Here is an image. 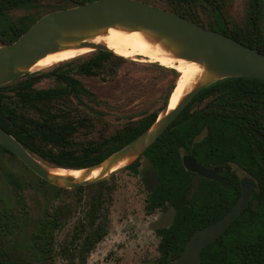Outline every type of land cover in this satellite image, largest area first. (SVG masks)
Wrapping results in <instances>:
<instances>
[{"label":"trees","instance_id":"trees-1","mask_svg":"<svg viewBox=\"0 0 264 264\" xmlns=\"http://www.w3.org/2000/svg\"><path fill=\"white\" fill-rule=\"evenodd\" d=\"M44 1H50L53 5L49 11L36 19L31 16L16 19L9 16L11 11L29 9ZM92 1L96 0H0V45L14 43L49 13ZM229 1L164 0V9L225 34L264 55V0H247L246 15L240 24L228 20L225 15V7ZM201 13L207 16V24L202 21ZM86 57L89 58L83 60ZM128 62L132 63L112 52L95 51L85 57L55 66L50 72L29 74L1 86L0 126L39 161L52 167H92L127 146L156 121L166 108L180 73L175 69L164 68L170 76V82L163 103L157 110L147 114L139 122L129 124L110 138L78 148V144L74 142L75 134L81 128H89L88 124L92 122L71 115L74 110L72 99L76 97L81 101L82 96L90 97L92 94L80 81L72 77L68 70L62 69L61 65L79 63V75L95 78L104 74L114 77ZM51 78L59 83L58 88L36 89V85L42 80ZM210 98L203 108L190 112L193 104ZM30 112H34L36 117L28 115ZM255 132L264 137V81L244 77L228 78L214 83L198 94L143 154L148 163L156 168L160 180L157 190L148 195V213L157 209L166 210L170 205L179 210L178 195L190 186L191 179L195 176L183 165L184 153L192 154L204 166L234 163L243 169L247 176L256 180L258 189L253 199L258 201V209L251 204L215 244L206 248L202 252V264H264V142ZM4 154L18 159L0 146V159ZM20 163L27 168L21 161ZM139 167L140 160H137L126 170L140 174ZM7 180L12 185L20 208L0 205V264H20L17 263L16 255L9 245L10 242L13 244L20 239L26 241L28 258L38 255L39 260L51 261L54 253V231L62 225L60 216L46 211L33 225L28 226L22 214L27 207L21 193L23 186L13 175H8ZM42 183L47 182L42 180ZM96 186H103V183ZM90 187L93 185L77 190ZM237 188L239 189L238 182H231L228 204L224 202L226 191L220 188L221 202L216 200L213 203L209 222L196 225L190 233L189 229V236L197 229L224 216L237 202L239 191L234 194V189ZM55 189L64 191L57 187ZM104 206L101 195L94 197L87 221H81L76 226L71 242L72 250L68 255L71 264H85L91 250L107 235L108 219L102 212ZM184 215H178L176 223L168 233L180 234L185 232L184 228H191L193 223L184 221ZM207 215L205 213L204 217ZM101 219L103 222H100ZM170 241L174 242L173 239ZM28 258L21 259L22 263L32 264L33 261Z\"/></svg>","mask_w":264,"mask_h":264},{"label":"water","instance_id":"water-1","mask_svg":"<svg viewBox=\"0 0 264 264\" xmlns=\"http://www.w3.org/2000/svg\"><path fill=\"white\" fill-rule=\"evenodd\" d=\"M110 29L145 32L157 43H161L174 58L196 63L204 67L205 72L173 110H169L167 104L156 121L127 146L92 167L74 169L86 171L79 180L51 174L46 168L47 165H43L13 135L0 126V146L15 155L36 176L60 189L99 184L127 169L162 136L198 94L214 83L239 77L264 81V55L225 34L144 1L96 0L49 13L40 18L17 41L1 45L0 87L33 73L32 67L50 54L87 48L111 52L106 45L93 42ZM255 134L264 142V137L259 132ZM125 160L129 162L114 170ZM183 165L187 171L207 179L218 180L227 188L226 181L218 176L222 172L221 169L205 167L189 154L183 157ZM97 169H102L99 176L88 180L87 177ZM142 182L148 192L153 193L159 184L156 168L145 170ZM256 188L257 184L253 178H244L236 205L220 220L200 229L192 236L178 258V264H202V249L215 242L232 226L248 207ZM175 215L174 207L170 206L155 221L153 227H170L174 223Z\"/></svg>","mask_w":264,"mask_h":264},{"label":"rangeland","instance_id":"rangeland-1","mask_svg":"<svg viewBox=\"0 0 264 264\" xmlns=\"http://www.w3.org/2000/svg\"><path fill=\"white\" fill-rule=\"evenodd\" d=\"M140 1L161 8L166 7L164 0ZM246 1L230 0L225 7L227 19L242 23L246 15ZM52 5V2L44 1L29 9L11 11L9 16L15 19L31 16L36 19L49 11ZM201 19L205 24L208 23V18L203 13ZM141 59H127L132 63H125L114 77L104 74L89 78L77 73L79 63L61 65L62 69L68 70V73L92 94L90 97L82 96L81 101L76 97L72 99L74 110L71 115L92 122L88 124L89 128H81L75 134L74 142L78 144V148L110 138L162 105L170 82V76L164 70L168 67ZM54 68L55 66L51 65L44 66L31 74L50 72ZM59 86V83L51 78L42 80L36 85V89L48 90ZM210 100L211 98L193 104L190 112L203 108ZM28 115L36 117L34 112ZM138 160L142 172L150 167L145 157L141 156ZM44 164L52 167L46 162ZM238 173L243 176L241 171L238 170ZM8 175L19 179L23 186L21 193L27 207L22 214L28 226L33 225L46 211L58 214L62 224L54 231L55 243L51 261L39 260L38 255L28 258L26 241L15 239L18 241L13 244L10 242L9 245L16 255L17 263L24 264L21 259L28 258L33 261L32 264H71L68 255L72 250L71 242L76 226L81 221H87L92 199L98 195L104 200L102 212L108 219V235L88 254L85 264H155L159 259L156 252L158 237L150 232L148 224L161 213L147 212V190L142 183V175L125 169L103 181V186L95 184L81 191L77 190L78 188L58 191L56 186L48 182L42 183L41 178L25 168L18 159L4 154L0 159V205L17 209L20 206L17 204L12 185L7 180ZM100 222H103V219ZM63 248L65 249L62 253Z\"/></svg>","mask_w":264,"mask_h":264},{"label":"bare ground","instance_id":"bare-ground-1","mask_svg":"<svg viewBox=\"0 0 264 264\" xmlns=\"http://www.w3.org/2000/svg\"><path fill=\"white\" fill-rule=\"evenodd\" d=\"M93 42L106 45L116 56L133 60L135 58H142L141 60L144 62L150 60L151 62L159 63L161 66L178 71L180 73V78L169 98V110H173L179 104L180 100L194 88L205 72L204 67L196 63L174 58L161 43H157L145 32L110 29L105 35L97 37ZM91 52L94 51L91 48H87L81 50H66L50 54L36 63V65L32 67L31 72H36V70L44 66H58L64 62L85 57ZM128 162L129 160L121 162L114 170L125 166ZM41 163L44 165L43 162ZM46 168L53 175L69 176L76 180L82 178L86 172L84 170H69L47 166ZM101 170L102 169L94 170L87 179L90 180L98 177Z\"/></svg>","mask_w":264,"mask_h":264},{"label":"flooded vegetation","instance_id":"flooded-vegetation-1","mask_svg":"<svg viewBox=\"0 0 264 264\" xmlns=\"http://www.w3.org/2000/svg\"><path fill=\"white\" fill-rule=\"evenodd\" d=\"M188 154L189 153H184L183 156H182V160H183V157L185 155H188ZM189 155H192V154H189ZM205 167L213 168V169H221L222 172L219 173L218 176H220L222 179H224L226 181L227 188H225L223 186V184L221 182H219L218 180L207 179V178H204V177H202V176H200V175H198L196 173L190 172V173L194 174L195 176L192 177V179H191L192 183L190 184V186L188 188H186L184 191H181V193L178 195L179 210L174 207V209L176 211V215H175V218H174V223L168 228H166V227L165 228H155V227H153L155 221H157V219L161 215H163L169 209L170 206H172V205H170V206H168V208L166 210L157 209L156 211H160L161 214L158 216V218H156L155 220H153L152 222H150L148 224V229L150 230V232H153L158 237V245H157V251L156 252L159 254V259L157 260V262L155 264H178L177 260L182 255V253L184 252V250L186 248V245H187L188 241L192 238V236L197 231H199L200 229H203V228H205V227H207V226H209V225H211V224L216 222L215 221V222H213L211 224L205 225L202 228L197 229L195 232H193L189 236V233L191 232V229H193L196 225H202L204 223H208L209 222L210 218L212 217V216L209 217V215H212L211 212H212V209H213V203L216 200H219V202H221L220 201V195L222 194V192H221L220 188H222L224 191H226V193H224V195H225L224 202L226 204H228L229 203V199H230V194L229 193L231 191V182H234L236 184L238 182L239 189L238 188L234 189V194L236 193L237 190L239 191L238 198H237V202H238V200L240 198V195H241V181L244 178H246V177L252 178L250 176H247L246 172L243 169H241L239 166L234 164V163H227V164H224V165H211V166H206L205 165ZM150 168H153V166L150 165V167L145 169V170H148ZM238 170L243 173V176H241L238 173ZM144 171L142 172L140 170V175H142V178H143ZM156 174H157V170H156ZM157 177H158V175H157ZM232 179H233V181H232ZM255 182H256V180H255ZM159 184H160V180H159ZM159 184H158V186H159ZM256 184H257V182H256ZM157 188H156V190H157ZM257 189H258V184H257V188L253 191V194H252V197L250 199V203H249L248 207L252 204L253 207L255 208V202H257V208H255V209H258V201L256 199H253L254 198V193H255V191H257ZM146 190H147V188H146ZM153 193H150L147 190V200H148V195L153 194ZM236 203H235V205H236ZM205 213H207L208 215L204 217ZM179 214H185L183 216L184 217L183 220L184 221L188 220L191 223H193L191 228L190 227L184 228L185 232L184 233H180V234H173L171 232L168 233L167 231H169L174 226V224L176 223V219H177ZM226 214H224V216ZM241 215H239V216H241ZM224 216H222V217H224ZM189 229H190V231H189ZM227 230H226V232H227ZM188 231H189V233H188ZM225 233H223L215 242L210 243L209 245H207L206 247H204L202 249V251H201V262H202V252L206 248H208L209 246L215 244ZM107 235H108V232H107ZM170 239H173L174 242H171ZM161 246H163L162 249H160ZM175 250H176V253H175ZM175 254H177L176 257H175Z\"/></svg>","mask_w":264,"mask_h":264}]
</instances>
